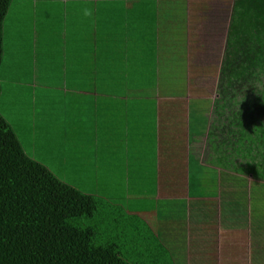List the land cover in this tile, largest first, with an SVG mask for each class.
<instances>
[{"label":"crops","instance_id":"0c3cea01","mask_svg":"<svg viewBox=\"0 0 264 264\" xmlns=\"http://www.w3.org/2000/svg\"><path fill=\"white\" fill-rule=\"evenodd\" d=\"M210 2L12 0L3 22L0 101H9L3 85L17 76L7 90L38 107V122L18 129L27 143L33 132L43 140L29 146H55L49 160L57 169L89 166L96 186L104 176L132 186L138 203L131 212L177 252L175 264H264V193H257L264 177L242 173L236 143L214 151L208 144L218 97L212 84L220 75L205 65ZM180 153L186 181L165 187V160L182 162ZM223 158L228 169L220 167ZM139 187L149 197L139 196Z\"/></svg>","mask_w":264,"mask_h":264},{"label":"trees","instance_id":"16d2710c","mask_svg":"<svg viewBox=\"0 0 264 264\" xmlns=\"http://www.w3.org/2000/svg\"><path fill=\"white\" fill-rule=\"evenodd\" d=\"M11 1L0 0V63ZM226 8L219 18L227 23L208 144L214 151L236 143L239 169L257 181L264 177V0H233ZM224 161L220 167L228 169ZM47 165L28 155L0 113V264H175L177 252L131 212L138 203L131 187L124 185L120 195V184L104 176L98 192L88 193ZM139 190L145 199L151 194Z\"/></svg>","mask_w":264,"mask_h":264},{"label":"rangeland","instance_id":"374dc122","mask_svg":"<svg viewBox=\"0 0 264 264\" xmlns=\"http://www.w3.org/2000/svg\"><path fill=\"white\" fill-rule=\"evenodd\" d=\"M232 1L233 0H211V2L209 3V7H210L209 11H207V19H206V24H207L206 25V39H207L206 40L207 41V44H206L207 53L206 54L207 55L205 57V65L212 66L211 64H213L214 71L212 73L215 72V74L218 73V75L220 74V69H219L220 60H221V54L223 52V43L225 40L224 38L225 29H226L225 25L227 23L226 21L219 19V18L224 19L227 16L228 12H223V10L227 9L226 6H229L230 3H232ZM223 4L226 6H222ZM218 20H221L223 22L222 25L220 24V22L218 23ZM219 27H221L220 30H219ZM7 49H8V52H10V47H8ZM51 60L52 59H46L45 61L46 68H48L47 63H49ZM209 76L216 78L214 74H209ZM37 77H40V74H37ZM17 82H18V78L17 76H14L12 83L3 85L4 93L5 95L8 96L9 101L7 99H5V101H0V113L17 131L23 148L29 147V149L33 151L31 152L30 156L32 154H35L36 157H40V158L44 157L45 159L49 160V156L53 154V151H51L52 149H49L51 147H46L44 151H41L39 148L29 146L30 141L43 143V140H40V139L38 140L36 138V136L37 137L39 136L35 135L36 134L35 132L29 133L31 139L29 138V135H28V138L30 139L28 140L29 141L28 143L27 141L24 140L25 138L21 134L22 126H26V127L31 126V123L27 121L28 119H34L38 122V107H37V104H35V107H33V105L28 106L26 104H22V99L19 96V94L17 93L14 94V91L7 90V86L9 87L15 86ZM37 82L39 83L38 80ZM217 83L218 82L214 81L212 86L216 88ZM207 95H209V97H212L214 95V92L209 91L207 92ZM19 128L21 130H18ZM92 159L95 160V156ZM162 160H165V159H163L162 157ZM165 161H166L165 162L166 164L164 166L167 169L165 170L164 169L165 167L162 168L161 176H162V179H164L162 184L165 187L170 188L173 180L185 182L186 181L185 168H187V166L184 165V161L182 162L169 161V160H165ZM47 166H53L55 168L54 164L52 163V160L51 161L49 160V164ZM150 167L151 169L158 170L154 162L150 163ZM60 168L59 169L55 168L56 170L54 169L52 170L56 172L57 175H60L62 178L66 179L70 184L74 185L80 190H83L85 192L92 193V194L98 192V188H97L98 186H96V180L91 174L92 168L90 169L89 166L86 165V168H81V166L78 164H70L68 162H65V163H62V165H60ZM178 170H181L182 173L179 174L177 172ZM133 172L136 173L137 171H133ZM208 172L209 170L207 168V174ZM216 172L218 173L217 169H216ZM182 176L184 177V179L180 178ZM222 177H223V174H222ZM222 177L220 178L218 177L217 179L221 180ZM182 186L184 188V183H182ZM123 188H124L123 186L118 187V191L120 195L123 194ZM109 191L111 192V190ZM131 191H132V194L135 195V189L132 188V186H131ZM237 193L238 195L243 194L241 190H238ZM204 244L205 245L207 244V240L203 242V245Z\"/></svg>","mask_w":264,"mask_h":264}]
</instances>
